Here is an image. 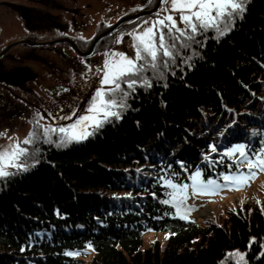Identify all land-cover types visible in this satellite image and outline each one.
<instances>
[{
    "label": "trees",
    "instance_id": "1",
    "mask_svg": "<svg viewBox=\"0 0 264 264\" xmlns=\"http://www.w3.org/2000/svg\"><path fill=\"white\" fill-rule=\"evenodd\" d=\"M128 23L103 37L99 47L113 49L112 36L123 26L129 31L137 19ZM85 42L82 49L91 44ZM196 49L200 55L187 64L162 70L159 84L137 86L120 119L112 117L85 140L71 142L72 149L47 143L46 151L41 145L33 156L37 163L19 176L0 178V264H236L229 255L235 248L249 264H264V201L245 200L227 209L221 222L184 219L169 214L174 207L162 203L169 189L158 180L178 172L176 179L183 181L196 167L205 179L235 172L222 148L243 140L258 150L264 141V0H249L227 34L217 37L209 30ZM16 57L13 70L23 67V57ZM48 59L58 72L64 68ZM33 80L1 84L0 107L10 106L11 97L27 99L39 86ZM149 230L169 231V240L143 251ZM66 249L79 254L67 255Z\"/></svg>",
    "mask_w": 264,
    "mask_h": 264
},
{
    "label": "snow or ice",
    "instance_id": "2",
    "mask_svg": "<svg viewBox=\"0 0 264 264\" xmlns=\"http://www.w3.org/2000/svg\"><path fill=\"white\" fill-rule=\"evenodd\" d=\"M245 2L246 0H159V6L152 16L146 19L137 17L138 22L135 27L127 33H119L116 43H121V38L128 35L132 40L133 53L129 54L125 50L115 48L107 51L103 66L97 69L100 76L98 85L89 97L87 109L82 114L76 115L74 111L70 112L65 119L75 118L67 124L39 126L41 114L37 112L33 120L38 126L36 130H30L22 141L8 137L9 143L0 146V177H8L26 170L28 165L23 161L32 154V149L28 145L46 140L57 146H63L85 139L92 129L101 127L111 117L120 119L121 111L129 107L127 100L135 92L136 87L152 86L149 72L152 77L163 76L161 69L166 68L169 63L174 64L180 47H191V42L197 35H203L209 30H214L217 37L227 34L235 19L242 18ZM195 55L200 54L196 52ZM184 63L187 64L188 61ZM85 66L90 67L87 63ZM53 133L58 135V139H53ZM209 147L212 152L218 151L215 143L210 144ZM222 151L233 159L236 166L235 172L219 173L223 183L219 177L214 178L211 175L205 179L201 167H196L183 181L176 179L180 175L178 172H169L158 177V180L169 189L168 198L163 199L162 203L175 206V213L169 214L181 216L182 213H187L195 207L194 204L186 203L190 194L213 192L223 186H241L248 177L254 175L255 169L264 170V141L261 142L258 150L252 148L246 141L238 140L235 143L230 142L228 146L222 148ZM204 157L208 160L212 159L209 153H204ZM216 159L223 160V157L217 156ZM244 160H247V175L239 167ZM35 163L37 160L33 157L31 164ZM179 164L185 172L188 171L185 161L181 160ZM229 167L231 168L232 165L230 164ZM152 195L155 196L156 193L153 192ZM183 218L189 217L185 214ZM87 243L91 248V242ZM65 252L70 256L79 254L77 250L66 249ZM238 255L242 258L245 253L238 252Z\"/></svg>",
    "mask_w": 264,
    "mask_h": 264
},
{
    "label": "rangeland",
    "instance_id": "3",
    "mask_svg": "<svg viewBox=\"0 0 264 264\" xmlns=\"http://www.w3.org/2000/svg\"><path fill=\"white\" fill-rule=\"evenodd\" d=\"M7 1H14L20 4H24V3L34 4V3H45V1L47 0H2L3 4L6 3ZM61 1L66 3L67 7L70 6L72 10L78 12L77 17H72V14L68 16L67 18L68 25H66V30L63 31L68 33L71 32L74 34H79L86 39V37H91V35L94 36L95 34H97L99 30H102L105 27L112 26L113 23L120 20V18H122L124 15L134 14L135 11L145 8V6H147L149 3L152 4L154 0H61ZM92 1H95L94 7L87 6ZM248 2L249 0H246L245 6L248 4ZM137 5H142V7L138 8ZM3 7L6 6L3 5ZM97 10L99 11L97 12ZM64 11L67 12L66 10ZM6 12H7V16H6L7 18H4V23H3L4 29L3 31L0 32V48H3L4 44L6 45L10 44V42L13 41L14 37L24 38L25 36H31V37H35V38L37 37L43 39V37L47 38V37L56 36L58 34V31L60 30L57 29L56 31H53L52 26L51 27L47 26L41 32H36V34L34 35L32 33H28V31L25 29V27L22 24H20V22L18 24L16 22V19L11 17L13 13H11V11L7 7H6ZM65 14H68V12ZM152 15L153 14L147 15V17L145 16L143 17H145L146 19ZM117 17H119V19H117ZM97 20H98L97 26L100 24L97 27V29L95 28V25H93V28L95 29L88 26V24L90 23H96ZM75 23L78 25H76ZM126 28L127 26H123L121 28V31L127 33L128 31H126L127 30ZM130 29L131 27L129 28V30ZM80 30H84L86 33L83 34ZM119 33H121L120 30L117 31L115 36H112L113 37L111 38L112 43L116 42ZM110 36H111L110 34H106L105 37H110ZM196 37L199 38V40L197 41H199L200 44L201 37L203 38V35H197ZM121 40L122 42L114 46L113 48L119 50H125L129 54H132L133 49H132L131 38L128 35H125L124 37L121 38ZM193 41L191 42V47L189 48L180 47V50L175 56L174 64L176 66L177 64L179 65L180 61L189 62L190 59L195 55V53L197 52L196 47H199V44L196 41L194 42ZM107 45L109 44H103L102 47L97 48L100 50H97L96 52L92 51L94 52V54H91L92 56H90V59L87 63L88 65H90L89 68H86L85 66L86 64L83 63L84 62L83 59H81L80 61V57H76L74 50H69V48L67 46H63V44L58 46V48L60 49L56 48L58 49V52H55V54L53 53L52 50H48V49L44 50V48L37 46L36 47L37 49L35 50L39 51L41 53V56L47 59L53 58V63H56L61 67H64L61 68L62 70H60V72L57 73L59 74V76L61 75L62 77V83L64 84L63 90L57 92L56 89L50 90L41 85L40 82L41 80H45L46 82H49L55 80V77L51 76V74L48 73L43 63H39L38 61L34 60L32 64L35 68L38 69L37 71L35 69L34 70L39 76L38 77L36 75L38 79L35 78V80H33L34 85L39 83V86L36 87V89L33 87L36 90V92L35 93L30 92L28 94V98L25 100L17 99L18 96L14 98L11 97L10 101L12 104L10 106L8 105L6 106V108L0 107L1 110L0 133H3V135H0V146L7 145L9 143L8 137H13V139H19L22 141L25 136L24 134L25 131L28 133L30 130L37 129L38 126L33 123V120L34 118H36V113L39 112L38 111L39 106L44 108L45 111L44 116L39 112L41 114V117L39 118V126L48 125V124H67L71 122V119L75 118V117H71V119H65V117L68 116L70 112L74 111L76 115L82 114L83 111L87 109V102L89 100V97L93 94L95 87L98 85L100 76L97 69L98 67L103 66V60L107 54V51L111 48V46L107 47ZM32 46L33 45H30L26 42L14 45V48L12 47V50H8V53L5 52L6 54L4 55V62L6 61L7 64L11 66L16 63L15 62L16 60H13L15 59V56H18L20 55V53H22L25 56L22 61L25 62L24 64H22V66L24 67V65H26L31 58V55H27L25 51L28 48L31 49ZM67 60L70 63H66ZM13 61L15 63H13ZM48 64H52V61L49 60L45 66H47ZM168 66L170 67L171 63H169ZM168 66L166 68L161 69V71L162 70L167 71L169 69ZM25 67L32 68L30 64L29 65L27 64ZM54 68L57 69L56 66H54ZM148 75L152 79V86L154 84H159L160 82L163 81L162 79H160L161 77L159 76L152 77L151 72H149ZM85 77H87V79H85ZM29 79L30 78H26L25 80L27 81ZM82 80H86V83L84 84L86 90L83 93L77 91V88L75 87L76 83L81 82ZM27 82L23 84L26 85ZM4 90H8V89L5 88ZM77 102H81V103L75 106ZM33 111L34 114L32 115ZM49 113L51 114V117ZM12 114L15 115L12 116ZM30 115H32V117L29 119L28 122H26L25 121L26 118ZM52 117H55V119H52ZM112 120H113L112 117L108 119V121L111 122ZM93 130L94 129L91 130L89 135L94 133ZM53 139H58V135L53 133ZM45 141L46 140H40L37 142V144L45 145L46 144ZM70 144L71 143H68L63 146L68 147ZM184 144L185 143H182L179 147H183ZM72 146L68 148H72ZM28 147L32 149V154L29 156L27 160L23 161L26 165L29 164V161L34 156L33 153L37 152L35 151L36 149H34L32 145H28ZM42 148L43 150L47 151L46 146H42ZM188 150L191 151V149L189 148ZM242 166H245L242 170H244L245 175H247L246 172L247 162H244ZM20 173L21 171L11 176L12 177L19 176ZM219 179L223 183V178H219ZM189 191L191 193V189H189ZM256 197L264 201V170L262 169H255L254 175L248 177L246 182L243 183L241 186H223L213 192H200V193L190 194L186 203L194 204L195 207H193L187 213H182L181 217H183V215L186 214L189 218H197V219L211 218L218 222H221V220L225 216H227L226 213L227 209L236 208L239 206V204H245L244 203L245 200L252 201ZM173 207L175 211V206L173 205ZM169 235H170L169 231L164 232V231L149 230L144 233L143 236L144 241L141 246V249L145 251V248L150 246L154 241H158L161 243L162 246H164L169 240L168 238ZM237 250L238 252H242L237 248L229 252V255L233 258V260L235 259L236 264H245V262L246 264H249L248 257L244 255V257L241 258L238 255Z\"/></svg>",
    "mask_w": 264,
    "mask_h": 264
},
{
    "label": "bare ground",
    "instance_id": "4",
    "mask_svg": "<svg viewBox=\"0 0 264 264\" xmlns=\"http://www.w3.org/2000/svg\"><path fill=\"white\" fill-rule=\"evenodd\" d=\"M82 3H85V2H82ZM22 5V7L21 8H18V9H16L15 11L16 12H13V14H12V18H15L16 19V22L19 24V22H20V24H22L25 28H30V26H29V23H28V21H27V17L29 16V14H30V8L28 7V6H25L24 4H21ZM94 5H95V1H92V2H90L89 3V5H87V6H91V7H94ZM99 10H97V12H98ZM97 23L98 22H96V23H90V24H88V26H90V27H92L93 28V25H95V28L97 29V27L100 25H98L97 26ZM102 23V22H101ZM94 28V29H95ZM4 29V28H3ZM3 29H2V31H3ZM63 30H65V29H60L59 31H58V34L56 35V36H52V37H47V38H45V37H43V39H41V38H36V39H38V40H36V39H31V41L32 42H34V43H32V42H26V43H28V44H30V45H33L32 46V49H37L36 47L37 46H40L41 48H44V50L45 49H47V48H49V50H55L56 49V42H59V41H61L60 39H62V40H66V41H69V40H72V39H74L73 38V35H75L74 33H71V32H65V31H63ZM83 34L84 33H86L84 30H80ZM100 32H102V30H99V33H97V34H95L94 36H92L91 35V37H89L87 40H86V44L88 43V44H93L94 42H95V45L92 47V49H91V47H90V52L89 53H85V54H83L82 52L80 53V54H83V55H81V57H80V61H81V59H83V63H88V61H89V59H90V56H92L91 54V52L92 51H97V50H100V49H97L98 47H99V45H100V42H99V40L101 39H98V40H96V38L99 36V34H100ZM88 34V33H87ZM76 35H78L79 36V34H76ZM28 37H24V38H15L14 37V39H13V41H11L10 42V44H4L3 45V48H0V56L3 54V52H4V55L6 54L5 52H7L8 53V50H12V47L14 48V45H15V43L18 41V40H20V41H22V40H25V39H27ZM30 39V38H29ZM96 40V41H95ZM19 41V42H20ZM55 41V42H54ZM20 43H25V42H20ZM90 44V45H91ZM119 43H117V45H118ZM17 45V44H16ZM100 47H102V46H100ZM26 55V54H25ZM27 55H29V54H27ZM23 58L25 57L24 55L22 56ZM34 60H36V61H38L39 63H43L44 64V67H46V69H47V71H48V73H50L51 74V76H53V77H55V80H53V81H49V82H46L45 80H41L40 82H41V85L43 86V87H45V88H47V89H50V90H53V89H56V91L57 92H60V91H62L63 90V87H64V84L62 83V77H61V75L59 76V74H57L58 73V71L54 68V67H52V66H45L46 65V63H48V61H49V59H47V58H45V57H43V56H41V53L39 52V51H37V54L36 55H34V56H32L31 58H30V60L28 61V65L30 64L31 66H32V68L29 70V69H25V73H28V74H30V77H29V75H27V76H25L24 78H23V82H21V79H20V77H16V78H14L13 77V71H12V68L14 67V65L15 64H18L17 62L15 63L14 61H13V63H15V64H13V65H8L7 64V62L5 61L4 62V56H3V58L0 60V64H1V66H4V68L3 67H0V85L1 84H3V83H5L4 85H3V87L6 85V84H10L11 86H16V85H19V84H22V83H25V79L26 78H30L31 80H33V79H35V77H36V71L38 70L37 68H35L34 66H33V62H34ZM22 64H24L25 62H21ZM6 67V68H5ZM16 68V70H20V68L19 67H15ZM36 71H35V70ZM13 77V78H12ZM29 79V80H30ZM7 80V81H6ZM29 80H27V81H29ZM26 81V82H27ZM60 81H61V84H60ZM86 90V87H85V85H84V83H82V84H80L79 85V87L77 88V91H79V92H84ZM32 93V92H36V90L35 89H30L29 91H28V93H27V95H25V97L26 98H28V94L29 93ZM84 97V96H83ZM18 99H21V100H25L24 98H23V96H19V98ZM39 103V102H38ZM79 103H81V102H77L76 104H75V106L77 105V104H79ZM75 108H77V107H75ZM38 111L41 113V114H43V116H44V108H42V107H38ZM34 114V111H33V113H32V115ZM32 115H30V116H28L27 118H26V122H28L29 121V119L32 117ZM50 117H51V115H50ZM49 117V118H50ZM27 124V123H26ZM25 135L27 134V132L25 131V133H24ZM87 137H89V135L87 136ZM86 139V138H85ZM85 139H83V140H85ZM83 140H80V141H76V142H81V141H83ZM42 143V142H41ZM47 143L48 144H50V142H46V144L45 145H43V144H34V145H32L33 146V148L34 149H37V148H41L40 146L42 145V146H47ZM37 145V146H36ZM50 145H52V144H50ZM63 148L62 146H59V148ZM67 149H72V148H67ZM179 149L180 150H183V148L182 147H179ZM35 151H40V150H35ZM38 152H34L33 153V155L34 154H36V153H38ZM173 156H174V154H173ZM40 164V163H39ZM30 165H31V163L29 162V164H28V167H30Z\"/></svg>",
    "mask_w": 264,
    "mask_h": 264
},
{
    "label": "flooded vegetation",
    "instance_id": "5",
    "mask_svg": "<svg viewBox=\"0 0 264 264\" xmlns=\"http://www.w3.org/2000/svg\"><path fill=\"white\" fill-rule=\"evenodd\" d=\"M8 2H14V1H8ZM18 3V2H16ZM6 6L11 13L16 12L15 9H11L10 6L8 4H3L2 0H0V32L3 29V23H4V18H7V12H6ZM25 6H28L30 8V14L27 17V21L29 23L30 28H25L28 33H32V34H36V32H41L43 29H45L47 26L53 28V31H56L57 29H65L66 30V25H68V21L67 18L70 14H72V17H77L78 16V12L72 10V8L70 6H66L67 4L64 3L61 0H47L45 1V3H24ZM47 8V9H46ZM64 10H66L68 12V14H65L67 12H65ZM98 22V20L96 21ZM77 23V22H76ZM75 23V24H76ZM78 25V24H76ZM94 29V28H93ZM35 38V37H33ZM74 41L78 44V46L80 47V45L85 42L86 39H88L89 37L83 38L81 35H73ZM38 40V39H36ZM67 41H65L66 43ZM69 44V46L74 50V47L72 45V43L70 44V42L66 43ZM16 45V44H15ZM50 48V47H49ZM48 48V49H49ZM54 51V50H52ZM55 51H58L57 49ZM1 52V51H0ZM29 52V54H34L37 53V50L35 49H26L25 53ZM55 54V52H53ZM22 53H20V55L18 57H22ZM4 56V52L3 54L0 56V60L3 58ZM0 67L1 66L0 64ZM25 69H29V67H26ZM14 76L18 75L19 77H25L27 75L30 74L25 73V70H16L15 73H13ZM13 78V77H12Z\"/></svg>",
    "mask_w": 264,
    "mask_h": 264
},
{
    "label": "water",
    "instance_id": "6",
    "mask_svg": "<svg viewBox=\"0 0 264 264\" xmlns=\"http://www.w3.org/2000/svg\"><path fill=\"white\" fill-rule=\"evenodd\" d=\"M8 4L11 6V8L13 7V8H15V9H18V8H21V7H22V5L17 4V3H14V2H12V3L9 2ZM158 5H159V2L156 4V8L158 7ZM156 8H155V9H156ZM155 9H153V10H155ZM153 10H151V11H153ZM151 11H150V12H151ZM145 12H148V11H145ZM145 12H144V13H145ZM141 14H142V12H140V13H136V14H134V15H132V16L124 17L121 21L115 23V24L113 25V27H111V28H109V29L103 31L102 34L99 35V36L96 38V40L102 38V36L106 35L107 33L112 32L113 29H114L115 27H117L119 24H121L124 20H126V19H130V18H134V17H137V16H139V15H141ZM60 40H62V39H60ZM96 40H95V41H96ZM20 42H29V43H30V42H32V41H31V39L27 38V39L22 40V41H20ZM54 42H55V41H54ZM32 43H34V42H32ZM94 45H95V42L92 44L91 49H92V47H93ZM78 51H79V50H78ZM90 51H91V50H88V51H86V52H82V53L85 54V53H89Z\"/></svg>",
    "mask_w": 264,
    "mask_h": 264
}]
</instances>
